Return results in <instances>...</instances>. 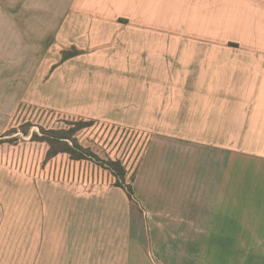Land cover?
I'll list each match as a JSON object with an SVG mask.
<instances>
[{
  "label": "crops",
  "instance_id": "1",
  "mask_svg": "<svg viewBox=\"0 0 264 264\" xmlns=\"http://www.w3.org/2000/svg\"><path fill=\"white\" fill-rule=\"evenodd\" d=\"M25 105L150 137L133 199L0 156V264H264V0H0Z\"/></svg>",
  "mask_w": 264,
  "mask_h": 264
},
{
  "label": "rangeland",
  "instance_id": "2",
  "mask_svg": "<svg viewBox=\"0 0 264 264\" xmlns=\"http://www.w3.org/2000/svg\"><path fill=\"white\" fill-rule=\"evenodd\" d=\"M71 115L53 109L21 106L11 126H20L25 122L33 124L32 131H38V125L46 127H62L64 120ZM10 126V127H11ZM17 143L0 144V156L13 160L19 167L33 171L45 170L68 182L76 183L85 189H96L101 186H112L115 177L110 171L103 169L90 160L75 161L67 154L46 160L47 146L43 142L31 140V136H23ZM79 140L85 146H91L100 158L121 159L128 170L127 183L137 171L139 160L149 140V135L137 130L99 120L98 123L81 131Z\"/></svg>",
  "mask_w": 264,
  "mask_h": 264
},
{
  "label": "trees",
  "instance_id": "3",
  "mask_svg": "<svg viewBox=\"0 0 264 264\" xmlns=\"http://www.w3.org/2000/svg\"><path fill=\"white\" fill-rule=\"evenodd\" d=\"M81 51H65L63 60L77 55ZM99 120L71 116L64 120L65 125L62 127H46L38 125V131H32L33 124L25 122L20 126H11L2 135H0V144L8 142L15 144L21 139L19 133L23 136H31V140L43 142L47 146L46 160L52 159L59 154H67L70 159L75 161L90 160L103 169L111 172L115 177V186L125 189L131 199H133V183L135 174L131 176V182L127 183L128 170L121 159L100 158L98 153L91 147L85 146L79 140V133L98 123Z\"/></svg>",
  "mask_w": 264,
  "mask_h": 264
}]
</instances>
